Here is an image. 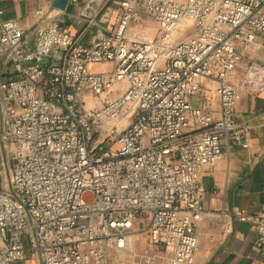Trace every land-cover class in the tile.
<instances>
[{"label":"built area","instance_id":"built-area-1","mask_svg":"<svg viewBox=\"0 0 264 264\" xmlns=\"http://www.w3.org/2000/svg\"><path fill=\"white\" fill-rule=\"evenodd\" d=\"M70 1L78 12L85 4ZM117 6L90 42L63 25L64 10L38 9L35 47L25 50L20 22L0 4V43L16 70L0 82V264L28 248L44 264H110L109 251L126 247L139 217L159 247H174L169 264L192 263L196 221L206 212L204 169L225 158L230 132L244 146L250 141L235 130L234 114L242 89L264 84V68H252L239 85L229 75L264 33V0ZM148 16L157 36L133 35L142 25H131ZM212 90L214 112L202 106ZM5 167L10 189L2 186ZM230 215L252 223L264 245V208L235 207Z\"/></svg>","mask_w":264,"mask_h":264},{"label":"crops","instance_id":"crops-1","mask_svg":"<svg viewBox=\"0 0 264 264\" xmlns=\"http://www.w3.org/2000/svg\"><path fill=\"white\" fill-rule=\"evenodd\" d=\"M84 1L86 3L87 0ZM70 3L60 15L61 22L69 26L73 33L85 31L82 41L90 42L105 27L103 19L94 22V19L82 18L78 9ZM0 4L6 17L20 22L25 50L35 47L33 29L40 21L37 10L42 9L47 15L57 9L55 0H0ZM14 77V64L9 59L8 50L3 49L0 43V82ZM229 80L236 85L242 82L235 80L234 70ZM202 106L211 112L219 109V98L214 90L204 95ZM234 121L235 130L244 136L249 135L250 141L244 146L230 132L222 141L225 158L217 165L204 169L201 199L206 212L202 220L196 221L195 233L199 242L194 260L189 264H264V245L257 246L254 225L234 222L230 215L235 207L253 213H259L264 208V87L259 90L242 89ZM142 220L143 226L136 228L139 224L135 222L133 229L127 233L126 247L109 251L110 264H169L174 247H159L149 233L147 218ZM224 231H227L226 237L221 236ZM11 264L44 263L28 248L24 258Z\"/></svg>","mask_w":264,"mask_h":264},{"label":"rangeland","instance_id":"rangeland-1","mask_svg":"<svg viewBox=\"0 0 264 264\" xmlns=\"http://www.w3.org/2000/svg\"><path fill=\"white\" fill-rule=\"evenodd\" d=\"M117 1L118 0H112L111 4L109 6H107L97 17L100 19H103L105 22H107V25L111 24L113 22V18L112 14L114 12V14L116 15V13L118 12V6H117ZM117 7V8H116ZM150 21H149V20ZM145 19H143L141 22L139 23H135L131 26H135V25H142L140 27V29L137 30H144L147 26L151 27L149 36L150 38H154L157 36L158 34V30H157V25L154 23L153 18L149 17L147 18L148 21H146L145 23L143 22ZM143 39H147V37H143ZM180 39V38H178ZM257 66H260L261 68H264V33H259V37L256 40L253 48L251 49H246L244 50V52L242 53V57L241 60L239 61L236 69L234 70V77L236 81H242L244 80L249 72L251 71L252 68H255ZM256 78H258V76H255ZM258 82H261L260 80H258ZM262 87H264L263 82L260 83V85L257 86L256 90L261 89ZM196 103V101H195ZM11 147H8L7 151L5 152V157L8 160L9 163V167H10V163H11ZM2 186L5 189H10V168L5 167V171L3 173V179H2ZM94 198V193L90 190L86 191L84 194V199L86 201H91ZM137 225L136 228L143 226L142 222V218H138L136 220ZM149 224V221H148ZM148 248V247H147ZM144 252V248L141 249L140 254L143 255ZM121 264V263H120Z\"/></svg>","mask_w":264,"mask_h":264},{"label":"water","instance_id":"water-1","mask_svg":"<svg viewBox=\"0 0 264 264\" xmlns=\"http://www.w3.org/2000/svg\"><path fill=\"white\" fill-rule=\"evenodd\" d=\"M112 0H87L79 15L86 19H97L98 15L111 4ZM70 0H55V7L61 10L67 9Z\"/></svg>","mask_w":264,"mask_h":264},{"label":"bare ground","instance_id":"bare-ground-1","mask_svg":"<svg viewBox=\"0 0 264 264\" xmlns=\"http://www.w3.org/2000/svg\"><path fill=\"white\" fill-rule=\"evenodd\" d=\"M150 30H151V27H150V26H147V27H146L144 30H142V31H140V30H135V31H133L132 34H133V35H136V36H139V37H141V38H143V37H147V39L150 40V39H152V38H150V36H149ZM184 30H186V26H182V28H181V30H180L179 33L181 34ZM89 104H90V106H94V105L96 104V101L93 100V99H91V100L89 101Z\"/></svg>","mask_w":264,"mask_h":264},{"label":"trees","instance_id":"trees-1","mask_svg":"<svg viewBox=\"0 0 264 264\" xmlns=\"http://www.w3.org/2000/svg\"><path fill=\"white\" fill-rule=\"evenodd\" d=\"M26 243L29 245V243H30V239H27V240H26Z\"/></svg>","mask_w":264,"mask_h":264}]
</instances>
